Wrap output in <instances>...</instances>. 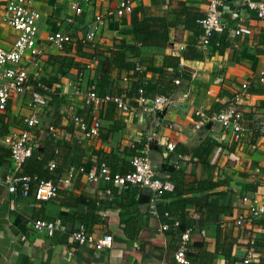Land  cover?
Wrapping results in <instances>:
<instances>
[{
	"label": "crops",
	"instance_id": "crops-1",
	"mask_svg": "<svg viewBox=\"0 0 264 264\" xmlns=\"http://www.w3.org/2000/svg\"><path fill=\"white\" fill-rule=\"evenodd\" d=\"M6 1L0 0V45L9 48L17 33L4 20ZM77 1L37 0L33 5L41 14L37 38L45 52L41 64L30 68V75L48 82V98L51 101L56 96L58 101L44 123L47 128L55 125L58 138L47 145L45 127L33 131L39 133L41 159L50 158L44 169H56L60 178L72 168L98 169L103 162L128 171L133 156L148 152L158 178L170 179L176 187V193L164 194L159 206L171 205L173 212L178 210L174 218L186 230H193L188 254L191 264H244L249 252L255 255L252 264H264V220L236 224L239 217L250 216L245 199L264 204V82L260 81L264 75V23L256 19L254 11L242 9L245 0H221L224 20L235 27L230 13L242 10L243 23L253 34L241 38L216 35L214 42H220V47L203 49L198 44L200 20L211 0H132L133 13L123 17L116 11L126 0H90L70 26L67 21L74 15L72 4ZM141 11L142 19H160L169 25L167 42L152 38L142 45L137 40L131 21ZM98 14L109 22L99 36L90 39ZM59 31L72 35L63 51L46 42ZM113 51L126 52L125 66L99 58L111 57ZM177 74L183 75L180 85L170 77ZM104 79L109 82L107 89ZM162 79L175 89L171 96L175 104L164 116L127 115L118 109L109 112L107 106L101 114V135L94 139H86L73 123L75 117L92 118L80 91L124 94L137 107L140 80L155 89ZM246 82L250 87L240 107L248 132L241 146L232 133L220 127L196 129L195 109L208 113L225 109ZM29 100L28 94L15 97L8 111L0 115V148L5 136L27 129L25 119L32 113ZM169 145L175 146L174 153ZM177 154L184 155L179 166L173 173L164 171L165 165L175 164ZM3 159L0 175L5 177L12 160ZM51 162L56 164L53 170ZM150 195L146 188L95 184L86 176L74 180L49 202L12 195L7 186L0 185V264H178L174 254L179 234L162 230L164 221L158 210L145 202ZM57 218L62 219L65 230L54 236L32 228L36 220ZM80 224L97 237L112 235L113 247L98 251L73 243L71 234Z\"/></svg>",
	"mask_w": 264,
	"mask_h": 264
},
{
	"label": "built area",
	"instance_id": "built-area-1",
	"mask_svg": "<svg viewBox=\"0 0 264 264\" xmlns=\"http://www.w3.org/2000/svg\"><path fill=\"white\" fill-rule=\"evenodd\" d=\"M37 0H7L4 9V20L14 29L17 37L9 48L0 45V115L8 111L9 105L15 97L29 95V107L32 111L30 116L25 119L27 129L22 132H11L5 136L3 144L11 152L12 167L7 176L0 175V185H5L10 194L21 197L34 196L41 202H49L59 197L61 190L73 185L74 180L80 176H86L89 182L99 184L106 183L111 186H118L123 189L130 187L146 188L151 191V209L157 210L159 202L163 199L165 193H173L175 185L169 179L162 180L158 178L150 154L133 156L130 163L133 170L129 173L113 174L108 162H103L98 169L87 170L85 167L72 168L65 176L57 181L38 180L37 177L23 175V168L28 159L33 156L35 149L39 147V142L34 130L43 129L45 122L49 117V96L47 86H45L37 76L30 75L31 67H38L41 64V57L45 52V46H42L37 38V24L41 19V14L33 8ZM90 0H78L72 4L74 15L68 19L67 24L74 25L76 18L82 14V5ZM242 9L254 11L261 23H264V0L253 1L245 0L242 3ZM134 11L132 0H126L120 4L116 14L120 17L131 14ZM224 11L221 0H211L209 8L204 18L200 20L202 33L198 38V44L203 49L220 47L221 43L214 42L216 35L229 33L235 37H248L253 34V29L243 23L242 10L232 11L230 20L236 24L232 27L229 21L224 20ZM109 19L102 14L95 18L93 29L89 32V38L95 39L107 27ZM47 44L60 51L66 49V46L72 42V35L69 31H59L47 39ZM138 71L141 68L137 69ZM195 76V75H193ZM261 82H264L262 75ZM182 83V79L176 81L177 85ZM250 84L248 82L241 85L235 92L231 104L225 109L208 113L204 109L194 110L195 127L203 129L206 126L220 127L224 131L232 133L234 142L241 146L245 140L248 128L244 123V112L241 109V103L245 98ZM78 93V92H77ZM83 95L84 103L92 110L91 120H85L81 117H75L74 122L80 132L86 139H94L101 135L102 119L101 114L110 104H115L124 114H144L147 117L155 118L161 111L169 110L175 104L174 98L158 95L154 98H148L144 89H140L138 106L131 104V100L114 93H108L101 96L95 89L80 91ZM78 93V94H79ZM50 125V124H49ZM48 133L53 134L57 139L56 128L50 125L44 128ZM256 145L252 148L256 149ZM168 150L172 153L176 151L174 145H169ZM184 155H176V167ZM56 164L51 162L49 168L53 170ZM111 195V190H107ZM249 203L250 216L239 217L236 221L238 226L246 223L264 220V204L257 201ZM168 223L162 225L165 232L171 231L173 224L175 228L181 224L169 213H166ZM62 219L54 220H36L32 228L39 234L54 236L57 232L65 230ZM192 229H187L181 233L179 238V247L174 254V260L178 264H191L188 254L192 241ZM71 241L81 246H91L98 251L109 250L113 247V236L103 235L97 237L88 231L85 224L79 227L71 234ZM254 253L249 252L244 264H252Z\"/></svg>",
	"mask_w": 264,
	"mask_h": 264
},
{
	"label": "trees",
	"instance_id": "trees-1",
	"mask_svg": "<svg viewBox=\"0 0 264 264\" xmlns=\"http://www.w3.org/2000/svg\"><path fill=\"white\" fill-rule=\"evenodd\" d=\"M142 15H143V12H139L137 14H135L133 16V19H132V24H133V27H134V30H135V34H136V37H137V40H139L141 42L142 45H146V43H148V41L152 38H157V39H162V41L164 42H167L168 41V31H167V28H168V24L161 20L160 19H155V18H148V17H144V19H142ZM200 36V35H199ZM198 36V37H199ZM122 48H124L126 50V45L123 44ZM99 53V51H97V54ZM100 54V53H99ZM99 58H102L107 64H114V63H120L122 66H125L126 65V52L123 51H113L112 53V56L111 57H104L103 55H99ZM183 75H172L170 77H173V79L175 80H179L181 79ZM108 79V78H107ZM107 79H104V83H103V88L104 89H107L108 88V85H109V82H107ZM41 82L46 86H49V83L48 82H44L43 80H41ZM140 85L137 87L136 89V92H137V95H136V101L135 103L137 102V99L139 98V91L140 89H144L145 92H146V96L148 98H154L158 95H162V96H167V97H171L172 94L174 93L175 89H173V87H168L165 85L163 79L161 81H158L156 83V88L155 89H150L149 88V83H145L143 80H140ZM173 85V82L171 83ZM174 84L176 85V81H174ZM164 86V89H162ZM101 96H104L106 94H101ZM116 95H119V96H123L125 98H129L127 95H124V94H116ZM58 101H57V97L56 96H53L51 101L49 99V109L50 107H52L53 105L52 104H57ZM137 106H138V103H136ZM133 105V104H132ZM134 106V105H133ZM115 109H118V107L113 104V103H110L108 105V111L109 112H114ZM119 110V109H118ZM49 111V110H48ZM49 115H50V111H49ZM55 126V125H54ZM36 135L38 137L39 133L36 132ZM48 139L49 141L47 142V145H51L53 143V140H54V135L53 134H49ZM39 142V141H38ZM0 152L2 154V157H1V160H0V166H2L4 164V159L3 158H11V152L5 148V147H1L0 148ZM40 152V146L35 149L34 153H33V156L27 160V162L25 163L24 165V168H23V175H28V176H31V177H37L38 180H51V181H57L60 177V173H57L56 172V169L55 171H49V170H46L44 169V164H47V162H49L50 158L48 160H44V159H41V154L39 153ZM7 160V159H6ZM110 164V168H111V172L113 174H127L129 173L130 171L133 170V167L130 163V166H131V169L130 170H120L113 164L109 163ZM78 168V167H76ZM176 169V165H165L164 167V171H169L171 173L174 172V170ZM57 173V174H56ZM57 175V176H56ZM170 180V179H169ZM171 181V180H170ZM173 193H176V187H175V190ZM146 203H150L151 202V195L146 198L145 200ZM157 210H158V214L159 216L162 218V221H164V223H168L167 220H166V213H169L171 216H175L176 215L178 216V210L177 212L174 211L173 212V208L172 206H166V208L164 207H161L158 205L157 207ZM171 226H172V230L171 231H175L179 234V238H180V235L182 232H184L186 230V227L182 225V223L179 225V227L175 228L173 226L172 223H170Z\"/></svg>",
	"mask_w": 264,
	"mask_h": 264
},
{
	"label": "water",
	"instance_id": "water-1",
	"mask_svg": "<svg viewBox=\"0 0 264 264\" xmlns=\"http://www.w3.org/2000/svg\"><path fill=\"white\" fill-rule=\"evenodd\" d=\"M167 111H168V110L161 111V112H159V115H160V116H164V115L167 113Z\"/></svg>",
	"mask_w": 264,
	"mask_h": 264
}]
</instances>
